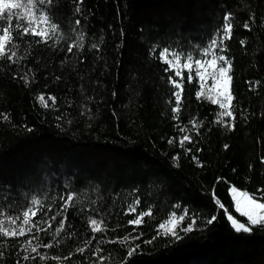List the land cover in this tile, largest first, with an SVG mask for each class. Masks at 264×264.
<instances>
[{"label":"trees","instance_id":"obj_1","mask_svg":"<svg viewBox=\"0 0 264 264\" xmlns=\"http://www.w3.org/2000/svg\"><path fill=\"white\" fill-rule=\"evenodd\" d=\"M42 8L54 36L15 39L13 16L17 55L0 57V221L18 229L24 210L36 213L24 236L0 235V264H264V229L238 234L227 220L246 222L233 186L264 195V0H84L83 16L75 0ZM212 44L231 63L234 118L160 57L167 48L185 63ZM185 212L180 240L158 235ZM193 218L195 230L180 231Z\"/></svg>","mask_w":264,"mask_h":264},{"label":"snow or ice","instance_id":"obj_2","mask_svg":"<svg viewBox=\"0 0 264 264\" xmlns=\"http://www.w3.org/2000/svg\"><path fill=\"white\" fill-rule=\"evenodd\" d=\"M55 0H39V4L41 5H52ZM84 0H75L76 3V13L80 16H83L84 10L82 8ZM12 9H24L23 14L17 13V23L15 24V28L19 29L20 31L17 33L15 39H19L23 35L31 34L32 37L38 38H45L51 39L48 34L47 27H41L42 25H48L51 21V30L53 32L56 31L58 22L55 21L54 16L48 11L47 8L37 9L34 0H0V21L7 22V26L4 24H0V57H5L7 55L6 49L11 51V48H15L17 45L13 42L14 37L10 29L13 27V14L11 12ZM7 12V16L4 14ZM225 20H228L229 17L225 16ZM25 20L26 23L22 24L20 21ZM75 25L81 27V19H76L74 21ZM246 28L249 27L247 23L244 25ZM62 27V26H60ZM232 23H227L223 26L222 29V39L229 38V34L232 32ZM80 40H84V35L80 36ZM47 42L46 40H37V43ZM213 44H216V41H213ZM11 45V48L9 46ZM74 46H69L67 48V52L71 53L73 51ZM93 48L96 47L95 44L92 45ZM169 49L164 48L160 52L161 59L168 65L166 71H173L175 77H179L181 80L184 79L183 72L187 70V81L191 83L195 78L199 82V91H197L196 96L197 98L201 96H206V99L211 101L213 105H219V108L224 110L220 114L225 115L228 117L234 118V113L231 110L233 107V100L234 96L231 92V82L232 76L229 74L231 71V63L230 61L224 56L219 55L214 56L212 59H194L192 56H188L186 58V62L182 65L180 64V57L178 55L173 54V59H167V54ZM17 53L15 51H11V55L7 56L8 60H12ZM207 55V52H205ZM218 61H222L223 63H218ZM226 65V66H225ZM195 73V76L193 75ZM169 80L174 84V86L178 89H182V84L173 79L172 76L169 77ZM210 81V83H209ZM206 90V92H205ZM176 97V105L177 107L173 109V111H179V105L181 102V93L176 92L174 93ZM41 101L44 100V97H40ZM50 99L55 102L54 97H50ZM5 119L7 117L5 116ZM183 132V129H181ZM185 141H191L189 135H183L179 138V144L181 147L184 146ZM172 140H169V143H172ZM195 159V157H193ZM264 192V190H258ZM231 198L234 201V209L235 212L238 213L239 217L245 218L246 222H241L237 218H235L232 214H227V220L230 221V225L232 229L236 233H251L254 229H264V195H260L259 197L256 194L239 191L235 186L230 189ZM73 199L72 194L67 196V200L71 201ZM139 201H137L138 203ZM216 204L220 206L221 209H224L227 212L225 206L221 203L219 199H217ZM33 204L38 203V201L33 200ZM135 211V209H132ZM35 216L36 213L33 212L32 208H27L23 211V221L21 226L16 229L13 228L11 230L5 228L3 226L4 222L0 221V235L3 237H17V236H24L26 234L25 225H29V215ZM147 215H151L149 212H141L138 218L129 221V224L139 226L142 224L143 218ZM188 215L185 212L184 215L176 217L175 214L166 221V223H161L159 228L157 229V233L162 231L164 236H170L173 240H180L182 237L180 236L179 232L177 231V225L180 222H183ZM55 219V217H53ZM217 217L212 215L208 220L207 224L212 225L216 221ZM9 223L15 225L17 223L16 219H10ZM197 224V220L195 218L191 219L190 222L187 224L186 227L180 229L185 234L191 233L195 230V226ZM91 225L93 226V232H100L101 228L98 226V222L96 219L91 220ZM166 225H172L168 227ZM34 226V225H33ZM63 227V221L60 223V228H57V231H60ZM32 228H28V232H31ZM139 239V237H136ZM157 238V237H154ZM31 243V241H29ZM146 243H152V240L146 241ZM48 248H52V244L45 245ZM32 251L35 252L36 248L33 247ZM83 251V249H80ZM135 249H130L127 252V255L131 257ZM43 259V257H41ZM23 259L27 260L28 257L24 256ZM55 259V257H54Z\"/></svg>","mask_w":264,"mask_h":264},{"label":"rangeland","instance_id":"obj_3","mask_svg":"<svg viewBox=\"0 0 264 264\" xmlns=\"http://www.w3.org/2000/svg\"><path fill=\"white\" fill-rule=\"evenodd\" d=\"M24 2L26 3V0H24ZM34 4H35V6H36L37 9H43V8H42V5L39 4V0H34ZM11 12H12L13 16L17 18L16 14H17L18 12L21 13V14H23L24 9H12ZM6 13H7V12H6ZM22 21H23L24 24L26 23L25 20H22ZM50 24H51V22H50L48 25H42L41 27H47V28H48V34H49L50 37H52V36H54L55 32H53V31L51 30V26H50ZM45 39H47V37H45ZM205 52H207V55H205ZM173 54L178 55V56L180 57V64L182 65V64L184 63L183 60H182V57H181V55H180L178 52H176V51L169 50V52H168V54H167V59H173ZM214 56H217V57H218L217 53L215 52V48H214V46H213V44H212V45L210 46L209 49H207L206 51L202 52L198 57H195V56H192V57H193L194 59H212ZM185 62H186V61H185ZM209 83H210V81H209ZM238 190H239V189H238ZM239 191H241V190H239ZM32 210H33V212H34V207L32 208ZM29 216L32 217L31 213H30ZM181 223H182V222H180V223L177 225V228L180 226ZM166 226L171 227L172 225H166Z\"/></svg>","mask_w":264,"mask_h":264}]
</instances>
